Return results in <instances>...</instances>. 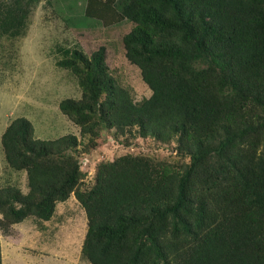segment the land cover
Instances as JSON below:
<instances>
[{
  "label": "trees",
  "instance_id": "16d2710c",
  "mask_svg": "<svg viewBox=\"0 0 264 264\" xmlns=\"http://www.w3.org/2000/svg\"><path fill=\"white\" fill-rule=\"evenodd\" d=\"M26 1H0L1 33L23 34ZM85 12L133 23L124 52L152 92L134 101L103 45L90 55L74 49L57 65L77 76L82 98L59 108L85 133L100 100L116 129L163 143L176 135L188 162L175 169L120 156L81 191L77 162L43 158L51 142L33 139L30 121L17 117L0 140L10 168L26 171L28 192L0 188V226L48 220L73 192L87 218L81 257L90 264H264V0H87Z\"/></svg>",
  "mask_w": 264,
  "mask_h": 264
},
{
  "label": "rangeland",
  "instance_id": "374dc122",
  "mask_svg": "<svg viewBox=\"0 0 264 264\" xmlns=\"http://www.w3.org/2000/svg\"><path fill=\"white\" fill-rule=\"evenodd\" d=\"M0 1L14 8L17 0ZM86 1L27 0L23 34L14 37L0 32V139L13 119L27 118L32 125V138L51 142L54 148L43 158H73L77 162V187L81 191L92 187L101 163L120 156H138L175 169L184 168L188 154L179 148L176 135L163 143L151 136H140L135 127L116 129L110 125V114L100 100L92 116V122L96 121L93 130L81 133L73 116L59 108L65 98H82L77 76L69 68L57 65L74 49L90 55L103 45L111 75L134 101L147 98L152 92L140 69L129 62L124 52L121 38L133 23L128 19L103 23L85 12ZM69 135L76 137L75 144L57 142ZM25 172L10 168L0 140V188L18 187L27 193ZM15 223L7 229L0 226L3 264H90L81 257L87 218L73 192L65 200L55 201L48 220L30 215Z\"/></svg>",
  "mask_w": 264,
  "mask_h": 264
},
{
  "label": "crops",
  "instance_id": "0c3cea01",
  "mask_svg": "<svg viewBox=\"0 0 264 264\" xmlns=\"http://www.w3.org/2000/svg\"><path fill=\"white\" fill-rule=\"evenodd\" d=\"M26 173V172H25ZM18 223H21V221L20 222H16L15 224H18ZM14 224V223H13ZM2 241L0 242V252H1V262H2V264H3V252H2ZM10 245V244H9ZM11 245H14V244H12L11 243ZM5 246H7V244L5 243ZM4 247V246H3ZM5 254V253H4ZM30 264H32V263H30Z\"/></svg>",
  "mask_w": 264,
  "mask_h": 264
}]
</instances>
